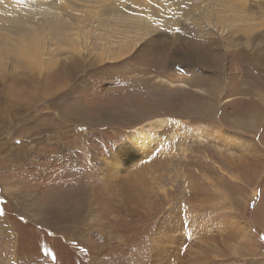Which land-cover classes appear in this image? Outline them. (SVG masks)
Wrapping results in <instances>:
<instances>
[{"label": "rangeland", "instance_id": "rangeland-1", "mask_svg": "<svg viewBox=\"0 0 264 264\" xmlns=\"http://www.w3.org/2000/svg\"><path fill=\"white\" fill-rule=\"evenodd\" d=\"M55 1L70 17L92 16L99 29L110 23L131 29L133 15L120 17L127 1H137L138 12L157 18L162 11L183 8L202 15L211 0ZM7 18L16 17L8 13ZM182 27L181 40L162 42V68H168L162 74L134 69V55L87 67L65 84L59 70L48 78L37 73L39 97L32 98L31 86L0 85V264H264V119L250 129L232 124L250 105L244 90L256 81L250 68H237L244 53L226 49L218 36L187 35L191 24ZM157 29L161 32V27L151 30ZM149 42L154 44L146 41V51L153 47ZM189 42L197 43L200 58L220 53V67L182 66ZM218 79L223 87L214 97L209 90ZM212 100L217 116L216 107L209 109ZM187 102L200 103L198 118L184 116ZM78 113H86L87 121ZM158 118L165 124L152 130L156 139L121 172L136 177L125 179L131 194L137 192L144 204L152 202L134 207L132 198L124 202L107 184L112 157L132 145L130 131L149 128L148 122ZM238 137L261 151L246 141L239 146ZM69 208L82 212L81 224L62 222ZM42 215H49V225L39 221Z\"/></svg>", "mask_w": 264, "mask_h": 264}, {"label": "bare ground", "instance_id": "bare-ground-1", "mask_svg": "<svg viewBox=\"0 0 264 264\" xmlns=\"http://www.w3.org/2000/svg\"><path fill=\"white\" fill-rule=\"evenodd\" d=\"M65 1L67 2V0ZM68 1L73 2L72 0ZM213 1L214 0H211L209 2L208 7L204 10L202 15L198 14L196 11L193 12L194 8H183V10L179 11H162L157 18L152 16L151 13L146 12V10L144 12H138L139 10L135 7V5H139L137 1H135V4L131 1H127L123 4V9L120 10V17H124V15H133L134 19L129 20V22L133 24V28H122L118 24L113 25L110 23L102 29H99L96 24L98 20H93L92 16H87L85 14L80 17H70L71 14L66 13V9L60 7L55 0H0V85H5V81H12L15 85L19 83L25 85V90L26 87L31 86L27 91L31 93L32 98L33 96L39 97L38 93L40 89L39 87L37 88V86L40 81L36 78L37 73L39 75L46 74L44 77L48 78L52 76L51 73L55 72V69L59 70L58 78L62 79V84H65L70 82L69 80L71 77L78 76L77 74H81L87 67H95L105 64L108 61H123L134 55L135 58L138 59L136 65L133 67L134 69L142 70L144 72L143 74H150L151 72H159L162 74L163 68H166H162V65H165L162 55V50H164L162 45L164 44H162V42H165L166 38L167 41H174L177 36L181 40L183 37L179 35V32L182 31V26L188 23L191 24V27H189L187 35L192 36L196 33L200 38L218 36L224 41V47L226 49L235 48L234 54H245L243 63L239 64L237 68H244L245 72L247 69H251L252 74L249 73L256 82L250 84L244 91L250 96V98L248 97L250 105L255 103L253 99L256 103L252 108L248 105L245 110L239 111L238 113L240 116H235L232 124L234 128L240 125L247 129L256 128L261 123L262 119H264V0H261L259 3L257 0H252L256 2L255 6L249 5L250 0H216L213 4L217 6V9L211 5ZM191 3L190 1L189 4ZM100 7H104V5L101 4ZM99 11L102 10H97V12ZM8 13L14 14L16 18L12 20L8 19ZM103 14L110 15V13L106 12ZM118 19L120 21H125L123 18ZM140 26L143 28H140ZM159 27H161V32L158 29L155 31L151 30L152 28ZM147 28L148 32L144 31V29ZM166 35L169 37H166ZM160 36H163L162 40L159 39ZM149 39H151L154 44L149 42L152 43L153 47L151 49L148 48L149 50L146 51L148 43H146V41ZM192 42L184 44L183 51L185 50V55L184 60H181L182 66L186 67L188 70L190 68L191 70H195L197 67L196 64L198 63L202 65L206 63L210 67L216 69L220 67L222 63L220 53L213 54L211 52L212 59H206L204 56L200 58L199 54H197L194 49V44L197 45V43ZM215 50L218 51V49ZM137 52H139L140 55ZM168 59L165 57L167 62ZM258 66H262L263 69L260 70ZM21 71H25V75L17 73ZM254 71L260 74L257 75L260 77L259 79L256 78V75H253L255 73ZM151 76H153V78L156 77L154 74ZM143 77L145 78V76ZM261 77L263 78V85L259 86L257 83L261 80ZM216 79L217 78H215V81ZM217 81L218 83L216 85L213 84L209 90L212 93L214 92V97L217 94L218 88L223 87L221 80L218 79ZM53 86L59 88L61 85L54 84ZM142 86H144L143 88L148 92L147 86H145V84ZM7 90L9 95H15L10 92L12 89ZM231 90L233 92L230 94H237L235 89L227 88V91L231 92ZM31 95L29 94V96ZM142 96L146 95L142 94ZM252 97L254 98L252 99ZM226 99L228 102L232 101L230 97ZM197 105L199 106L200 103L197 102ZM197 105L188 103L184 108L181 107V111H183L182 113L184 116L195 118L202 108H199ZM210 106L211 108L209 109H212V107L213 109H215V107L217 108L213 100L210 102ZM126 107L127 106L123 107V109ZM218 109L219 108L216 109V116ZM125 112L128 114L129 109ZM110 113L113 114L111 110ZM86 115V113H78V117H81L84 121H87ZM113 116H115V114H113ZM202 116L203 114H201V117ZM246 117L248 120H246ZM88 119L90 120L91 118ZM170 119L173 118L170 117ZM164 124L165 121L158 118L156 121L148 122L149 128H147L146 125L136 127L128 134V140L132 141V145L119 148L115 157H112L116 160L110 165V178L107 184L112 192H116L123 197L124 202L132 198L131 202L134 204V207L143 205L144 199L142 200L137 192V194H131L128 184L124 185L126 183L125 179L135 180L136 177L122 176V169L134 165L135 161L138 160L140 152L146 149V147L156 139V134L153 136L155 131H152L155 130L154 127L160 128L163 127ZM259 130L260 128L258 131ZM242 138L243 139L238 137L239 146L243 147V145L249 143V147H253L256 151H261V149L258 148L259 146L253 141L250 139L247 141L244 137ZM245 141L247 143H245ZM260 166L254 165L255 169ZM200 196L201 193L198 194V197L197 195L194 196L197 197L194 199L199 202L201 200ZM151 203L149 199L145 202L146 205H152ZM79 204L83 207L87 206L83 201H80ZM139 211L141 212V210ZM68 212V215L65 216L67 219L62 222L78 225L84 221V216L81 211L75 208H69ZM41 217L39 221L46 223L45 225H49V218H45L43 215ZM189 250L192 252L194 248H189ZM189 250L187 252H189ZM178 254L180 255L179 252ZM195 255L198 256L199 259L206 258V256L203 255Z\"/></svg>", "mask_w": 264, "mask_h": 264}, {"label": "snow or ice", "instance_id": "snow-or-ice-1", "mask_svg": "<svg viewBox=\"0 0 264 264\" xmlns=\"http://www.w3.org/2000/svg\"><path fill=\"white\" fill-rule=\"evenodd\" d=\"M0 214H2V210H0Z\"/></svg>", "mask_w": 264, "mask_h": 264}]
</instances>
